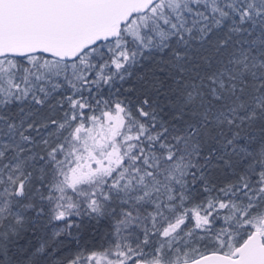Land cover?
<instances>
[{
  "label": "snow or ice",
  "instance_id": "snow-or-ice-1",
  "mask_svg": "<svg viewBox=\"0 0 264 264\" xmlns=\"http://www.w3.org/2000/svg\"><path fill=\"white\" fill-rule=\"evenodd\" d=\"M0 264H264V0H0Z\"/></svg>",
  "mask_w": 264,
  "mask_h": 264
}]
</instances>
